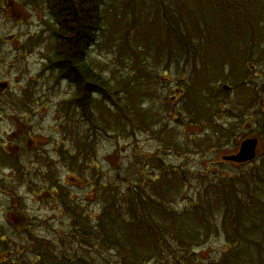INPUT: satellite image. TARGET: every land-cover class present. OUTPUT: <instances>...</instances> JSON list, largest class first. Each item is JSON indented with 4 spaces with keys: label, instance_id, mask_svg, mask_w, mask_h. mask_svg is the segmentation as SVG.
Instances as JSON below:
<instances>
[{
    "label": "trees",
    "instance_id": "1",
    "mask_svg": "<svg viewBox=\"0 0 264 264\" xmlns=\"http://www.w3.org/2000/svg\"><path fill=\"white\" fill-rule=\"evenodd\" d=\"M51 1L57 38L55 55L50 57L51 70L76 89L63 104L61 129L64 136L72 139L70 129L82 127L83 132L85 124V137L81 141L80 137L73 138L69 148H60L62 162L69 161L70 177L54 182L50 188L60 211L67 214L66 236L77 241L67 249L70 258L59 251L60 246L48 245L53 240H40L33 232L34 222L22 197L24 216L16 218V207L7 211L12 220L20 219L19 228H25L17 234L22 245L17 248L16 240L10 243L0 237V264H103L101 258L106 253L110 259L119 257L120 264L152 260L156 264H254L256 258L257 264H264V154L260 162L256 158L249 163L252 165L248 171L227 178L196 172L194 177L202 181L197 198L180 213L168 208L167 199L181 191L184 194L182 185L193 175L191 170L167 167L156 154L149 157L143 149L140 158L135 156L128 164L121 149H117L118 159L113 165H105L94 154L102 138L111 137L117 144L133 140L136 128H144L148 121L151 123L147 131L151 129L160 137L166 114L170 116L172 110L167 101L177 95L180 106L173 112L176 117L179 114L182 121L187 120L182 117L186 112L217 138L214 147H220L228 134L218 129L213 120L232 115L235 107L239 108L252 94L251 77L257 78L254 68L260 67L257 60L264 58L261 12L251 7V0H151L154 13L148 26L139 24L143 16L140 0ZM218 2L226 7L208 32L203 20L205 9L217 11ZM110 27L117 34V55L122 56L121 62L128 68L114 66L113 76L107 79L102 69L89 62L88 51L101 36L111 34ZM122 27L127 29L122 32ZM168 52L164 74L173 67L178 69L174 88L162 78L151 83L152 74L147 70L150 61ZM188 66L189 73L179 71ZM221 82H230V89L237 95L222 89ZM160 87L168 91L163 93ZM154 98L162 105L150 107L148 99ZM220 98L227 100L225 107L218 103ZM244 117L240 114L243 123ZM75 118L77 122L72 121ZM262 127L261 133L252 132V136L264 140V120ZM82 180L90 189L87 201L99 206L96 212L89 210L87 201L71 194L73 181ZM47 185H41L40 195L48 191L51 194ZM217 220H221L222 227L214 226ZM212 229L225 239L226 251L206 261L195 249ZM164 241L168 247L184 245L190 254L173 258L151 252L160 250ZM243 248H250L251 253L242 254Z\"/></svg>",
    "mask_w": 264,
    "mask_h": 264
},
{
    "label": "rangeland",
    "instance_id": "2",
    "mask_svg": "<svg viewBox=\"0 0 264 264\" xmlns=\"http://www.w3.org/2000/svg\"><path fill=\"white\" fill-rule=\"evenodd\" d=\"M251 1V7L257 8L261 12V16L264 17V0ZM139 3L143 9V16L140 18L139 24L149 26L154 13L151 0H140ZM215 6L218 7L217 11L205 9L203 20L208 32L214 26L215 21L221 17V10L226 7L222 2L216 3ZM54 24L55 14L51 0H0V84L7 83L8 85L6 90L0 89V156L3 155L2 158L0 157V237L10 243L16 240L17 248H21L22 240L17 234L24 232L25 228H19L20 219L12 220L7 215V211L10 207L13 209L16 207V218L24 216L25 214L21 211L25 207L22 202V197H24V200L27 201L29 215L34 222L33 232L38 235L40 240H53V244L49 243L48 245L52 248L60 246L59 251L71 258V253L67 249L77 240L66 236L69 230L67 214L60 211L56 196L51 197L56 194L52 192L50 185L54 182L68 180L67 178L70 177L67 168L69 161L62 162L60 148H69L73 138L80 137L81 141L85 137V124L83 132L82 127L70 129V133H68L72 135V139L62 133L60 118L63 113V104L73 97L76 89L69 84L67 79L59 77L60 73H52L47 69L51 65L50 57L54 56L57 45ZM127 28L122 27L121 31L123 32ZM110 30V35L101 36L88 51L89 62L102 69L103 75L107 79L113 76L114 66L128 68V65L121 62L122 56L117 55L119 50L115 42L117 35L115 29L110 27ZM120 53L122 54V52ZM169 56L168 52L155 62L153 59V62L148 63L147 70L152 74L151 83L162 78L171 88L176 86L174 82L177 77L174 73L178 69L173 67L171 72L164 74L165 66L169 63ZM257 63L260 64V67L254 68L257 78L254 80V75L251 77L252 94H248V97L244 98L239 108L235 107L236 113L217 116L213 120V124H216L218 129L228 134L220 147H214L217 144V138L206 128H202L201 123L190 119L186 112L182 117L187 120L182 121L179 114L176 117L173 112L180 103V96L177 95L175 99L171 98L167 101L169 103L167 106H171L172 110L170 116L168 112L166 114L167 120L164 121L166 125L162 129L160 137H157L151 129L147 131L151 123L148 121L144 128H136L137 134L133 140H121L117 144L111 137L102 138L95 149V156H99L105 165H113L115 159H118L116 157L117 149H121L123 151L121 156H125V164H128L132 159H136L135 156L139 159L143 149L149 157L156 154L157 159L162 160L167 167L174 169L185 167V169L191 170L193 175L188 177L184 186L182 185L184 194L181 191L179 194L169 195L167 199L168 208L180 213L183 208L189 206L197 198L195 194L202 181L194 177L196 172L207 173L215 178H227L230 175L248 171L251 167L252 163L240 165L228 163L224 159L239 150L244 136L256 138V136H252V132L261 133L263 131L264 58H259ZM185 70L189 73L191 68L188 66L184 67V71H179L185 72ZM219 86L222 89L226 86L227 92L233 96L237 95L233 89H229L232 88L230 82H221ZM254 86L256 87L254 88ZM159 91L165 93L168 89L160 87ZM162 96L163 94L160 101H162ZM225 98L219 99L218 103L222 107H225L227 101ZM160 101L156 98L148 99L150 107L161 106ZM233 102L234 105L238 103L236 100ZM253 102L254 106H252ZM240 114L245 116L244 123L240 119ZM173 118L176 119V122L173 121ZM72 121L77 122V118ZM203 124L209 127L206 123ZM237 139H242V142H237ZM226 141L229 142V146H224ZM3 150L15 156L17 163L10 156L4 158ZM263 154L264 140L258 139L257 161L260 162ZM142 161L145 165L146 160ZM12 164H16L17 167L12 168ZM20 169L22 171H19ZM26 171L31 174H25ZM32 172L34 173L32 174ZM45 183H48L47 186L50 188L51 194L48 191V193L40 195L39 188ZM2 187H4V191ZM88 190L90 189L87 188V183L84 180L73 181V193L71 194L78 195L83 201H87ZM87 206L93 212H96L99 207L93 201L88 202ZM217 224L222 227L221 220L214 222L215 227ZM22 238L28 239L27 236ZM1 246H3L2 243H0V249H2ZM162 246L160 250L151 252L162 257L173 258L190 254V251L181 244H173L168 247L164 241ZM195 251L206 261L214 260L222 251H226V241L221 235H216L215 230L212 229ZM248 251L251 253L250 248H243L242 254H246ZM148 252L150 251L148 250ZM108 255L106 253L101 258L103 264H120L122 262L119 257L110 259ZM1 256L3 254L0 251ZM253 263H258L257 258ZM142 264H156V262L152 260L142 262Z\"/></svg>",
    "mask_w": 264,
    "mask_h": 264
},
{
    "label": "water",
    "instance_id": "3",
    "mask_svg": "<svg viewBox=\"0 0 264 264\" xmlns=\"http://www.w3.org/2000/svg\"><path fill=\"white\" fill-rule=\"evenodd\" d=\"M5 86L6 85H3L2 87L4 88ZM256 147L257 140H247L242 144L240 153L230 159L237 162H244L246 160L253 159L255 157Z\"/></svg>",
    "mask_w": 264,
    "mask_h": 264
}]
</instances>
